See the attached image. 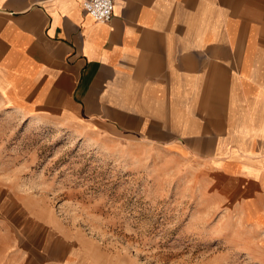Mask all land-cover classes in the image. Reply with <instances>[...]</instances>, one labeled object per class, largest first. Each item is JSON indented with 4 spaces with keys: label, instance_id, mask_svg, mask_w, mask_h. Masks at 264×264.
Wrapping results in <instances>:
<instances>
[{
    "label": "crops",
    "instance_id": "0c3cea01",
    "mask_svg": "<svg viewBox=\"0 0 264 264\" xmlns=\"http://www.w3.org/2000/svg\"><path fill=\"white\" fill-rule=\"evenodd\" d=\"M82 2L0 0V102L174 161L264 264V0H114L104 23ZM26 209L0 187V264H124Z\"/></svg>",
    "mask_w": 264,
    "mask_h": 264
},
{
    "label": "rangeland",
    "instance_id": "374dc122",
    "mask_svg": "<svg viewBox=\"0 0 264 264\" xmlns=\"http://www.w3.org/2000/svg\"><path fill=\"white\" fill-rule=\"evenodd\" d=\"M0 104V187L64 247L124 264H256L247 227L174 161Z\"/></svg>",
    "mask_w": 264,
    "mask_h": 264
},
{
    "label": "built area",
    "instance_id": "2783aa9c",
    "mask_svg": "<svg viewBox=\"0 0 264 264\" xmlns=\"http://www.w3.org/2000/svg\"><path fill=\"white\" fill-rule=\"evenodd\" d=\"M83 9L97 22H108L112 18L114 0H83Z\"/></svg>",
    "mask_w": 264,
    "mask_h": 264
}]
</instances>
